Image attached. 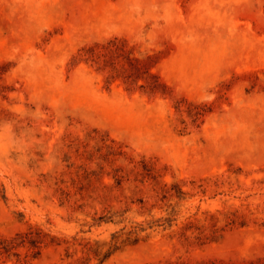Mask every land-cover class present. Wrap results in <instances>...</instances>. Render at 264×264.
<instances>
[{
    "label": "rangeland",
    "instance_id": "rangeland-1",
    "mask_svg": "<svg viewBox=\"0 0 264 264\" xmlns=\"http://www.w3.org/2000/svg\"><path fill=\"white\" fill-rule=\"evenodd\" d=\"M0 264H264V0H0Z\"/></svg>",
    "mask_w": 264,
    "mask_h": 264
}]
</instances>
